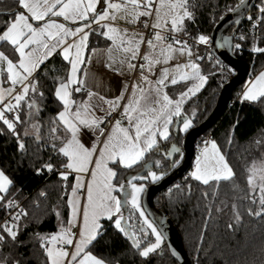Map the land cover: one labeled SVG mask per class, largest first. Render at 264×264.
<instances>
[{"label":"snow or ice","instance_id":"snow-or-ice-1","mask_svg":"<svg viewBox=\"0 0 264 264\" xmlns=\"http://www.w3.org/2000/svg\"><path fill=\"white\" fill-rule=\"evenodd\" d=\"M14 2L17 7L6 13L0 12L9 17L0 21V49L8 52L0 50V122L5 126L0 128V135L7 132L14 136L20 151H27L24 137L34 139L38 151L40 146L50 147L52 153L64 158L59 165L63 171H58L61 180L68 181L75 173L74 183L64 185L71 209L69 219L67 222L61 220L56 233L47 236L37 233L35 236L41 242L47 264H114L97 257L91 250L106 234L105 220L132 240L141 257L148 258L161 247L163 235L141 208L140 194L144 192V186H137L133 181L150 176L155 182L162 176L150 171L148 176L134 175L122 182L119 170L131 169L144 160L147 153L159 150L158 138L166 141L171 136L169 126L173 124V117H181L184 98L189 93L195 94L206 83L207 77L201 74L197 63L204 57L193 51L194 46L188 40H194L196 45H206L210 38L203 34L191 37L185 25L186 19L195 22L196 0ZM244 4L245 0H238L235 8L229 6V11H236ZM258 11L261 15L253 27L264 22V3ZM57 18L75 27L59 22ZM118 19L128 26L121 27L116 23ZM248 19L252 20V17ZM93 34L107 41L106 46L91 48L89 37ZM235 47L240 48V45ZM252 50L264 53L261 47L254 46ZM55 55H60L68 68L65 75L52 78L51 93L58 111L55 116L42 121L41 113L47 106L48 97L37 73ZM185 57L188 59L182 61ZM95 65L120 76L137 77L127 100L126 82L118 96L109 99L100 93L103 82L93 72L91 66ZM190 79L198 83L181 92L175 100L165 91L169 86ZM77 95L83 99H75ZM241 98L253 102L264 98V72L246 86ZM7 114H11V119ZM180 123L185 132L191 127L188 119L182 118ZM108 125L111 127L106 132ZM18 126H23L22 132L18 131ZM44 128L50 144H42L45 137L41 130ZM84 130L94 134L91 146L81 140ZM228 143L231 144V139ZM256 143L259 145L261 141ZM180 151L172 145V152ZM51 160L50 156L37 173L57 170ZM155 163L160 167V161ZM175 164L173 161V166ZM245 171L247 187L242 188L236 182V172L226 154L215 141L205 142L195 170L190 173L193 180L206 186L201 193L202 199L208 201L205 225L212 218V205L220 196L221 182H228L234 193L232 220L227 225L233 234L242 223V208L249 216L264 217V155L260 160L254 159ZM12 183L0 170V207L4 209L19 207L9 199ZM128 186L131 192L126 190ZM119 193H124L123 197ZM227 207V202L220 200L215 210L219 213ZM125 212L129 213V220L138 212L155 241L141 247L148 233L139 227L138 232L143 236L138 238L136 231L129 232L123 227ZM27 215L21 209L14 215L10 213V219L0 224V250L6 245L15 248L23 243L19 240V222ZM56 215L59 217V212ZM10 260L11 264H20L11 253L0 258V264H9Z\"/></svg>","mask_w":264,"mask_h":264},{"label":"trees","instance_id":"trees-1","mask_svg":"<svg viewBox=\"0 0 264 264\" xmlns=\"http://www.w3.org/2000/svg\"><path fill=\"white\" fill-rule=\"evenodd\" d=\"M237 3L238 0H196L198 7L194 9L195 22L188 20L185 22L188 32L193 37L203 34L210 38L221 17L230 12L229 6L235 8ZM262 3L264 0L257 1L234 39V54L250 65L248 78L264 69V53L252 50L254 46L264 48V22H259V28L252 29L248 19L251 16L252 21L257 22V18L261 15L258 9ZM15 7L17 5L14 0H0V12L6 13L8 9ZM8 19V15H0V21ZM233 29L231 28L229 32L231 33ZM241 36L246 39L241 40ZM93 43L92 39L90 47ZM236 44H239L240 48H236ZM0 50H5L8 54L7 49ZM193 50L204 57L199 61V65L201 74L208 78L206 86L185 104L181 117L174 120L169 139L158 141L159 150L154 149L147 153L144 160L133 168L119 170L122 182H126V178L136 173L148 176L150 171H154L163 178L172 172L182 160V146L186 133L203 122L215 107L221 89L227 83L222 78V70H229V68L215 60H207L203 48L195 47ZM67 68L68 65L61 56L55 55L41 66V70L37 73L45 85V93L48 97L45 102L47 106L41 113L42 121H47L58 111V105L54 102L51 93L52 78L65 75ZM246 82L234 91L231 105L225 114L197 142L199 149L205 146L206 141L217 143L221 151L226 154L229 164L236 172V182L242 188L247 187L246 167L254 159L260 160L264 155V98L255 102L242 100ZM188 85V82H182L169 86L168 95L175 100L188 88ZM182 118H190L192 123L187 132L182 131V123H180ZM0 128H5L2 122H0ZM18 131L22 132L23 126H18ZM46 131V128L41 130V135L45 137L42 144H50L46 138ZM229 139L231 144L228 143ZM257 141L261 143L258 145ZM24 142L27 151H20L14 136L7 132L0 135V170H3L13 182L9 199L22 200L26 197V193L30 194L25 203L28 215L19 222L21 225L19 240L23 243L15 248L4 246L0 250V258L11 253L12 258L20 261V264H47V257L40 246L41 242L35 236L37 233L47 236L58 231L56 215L58 210L59 216H62L64 221L67 220L68 194L65 192L64 185H71L74 176H70L68 181L61 180L58 171H63L59 165L64 158L52 153L50 147L40 146L38 151V145L31 137H24ZM173 144L180 148V153L172 152ZM50 156L57 170L52 172L44 170L37 173V169L47 162ZM156 161H160V167L156 166ZM173 161H176L175 166ZM159 180L153 182L148 176V179L138 181L144 183L146 189ZM220 189V196L212 205V218L208 219L207 225L205 220L208 217V209L205 205L208 201L201 197L206 186L193 180L190 173L168 190L160 192L154 202L174 221L183 238L191 264H264V217L249 216L242 208V223L239 230L233 234L227 225L232 220L231 205L234 193L228 182H221ZM70 190L69 187L68 192ZM220 200H225L228 207L217 213L215 207ZM220 206L223 207V205ZM5 211L6 209L0 207V220L5 215ZM128 215L129 213L126 212V220L122 222L123 227L129 232L136 231L138 238L143 236V233L138 232L139 227H143L148 233L141 247L148 242H154L155 236L151 233V229L143 224L144 218L140 217L138 212L130 220L127 219ZM103 223L107 229L106 234L91 249L97 257L113 261L114 264H179L172 257L164 240L159 249L148 258H143L139 255V250L133 247L132 240L128 236L115 229L112 222L105 220Z\"/></svg>","mask_w":264,"mask_h":264},{"label":"water","instance_id":"water-1","mask_svg":"<svg viewBox=\"0 0 264 264\" xmlns=\"http://www.w3.org/2000/svg\"><path fill=\"white\" fill-rule=\"evenodd\" d=\"M258 0H245V4L236 11H230L220 19L214 27L210 39L215 59L234 71V76L222 87L216 105L209 116L199 125L191 128L183 140V157L180 164L158 182L148 186L143 192L142 209L157 229L162 233L172 257L179 264H191L185 250L183 238L174 221L155 205V197L168 190L182 179L192 169L196 157L198 139L207 133L218 122L230 107L232 96L237 87L246 82L250 74V65L234 54V39L247 16L253 10ZM234 28L230 33V29Z\"/></svg>","mask_w":264,"mask_h":264},{"label":"crops","instance_id":"crops-1","mask_svg":"<svg viewBox=\"0 0 264 264\" xmlns=\"http://www.w3.org/2000/svg\"><path fill=\"white\" fill-rule=\"evenodd\" d=\"M99 8V5L97 6ZM59 20V22H63V23H66L68 24L70 27H75V25H72L70 22H67V21H63L62 18H57ZM187 21V19L185 20V22ZM117 24H119L121 27H127L128 25L123 21V20H120L118 19L116 21ZM95 27V26H94ZM92 39H93V45L91 46V48H95V47H105L106 44L108 43L107 41H105L104 39H102L101 37L93 34V36L91 35L89 37V46H90V43H92ZM194 51V50H193ZM195 53H197L196 51H194ZM188 58H181L182 61L186 60ZM200 61V60H199ZM199 61H197V63L199 64ZM143 61H141L142 63ZM92 69H93V72L96 73L98 79L100 81L103 82V86L99 89L100 93L102 95H104L106 98H113L115 96H118L120 94V91L121 89L124 87V84L125 82L128 84V93L125 95V100L128 99V95L131 93L132 91V83L135 82V80L137 79L136 76H132V77H128V76H120V75H117V74H114V73H111V72H108L106 69H103L101 68L99 65H95V66H91ZM206 77V76H205ZM189 83L188 87H191L193 86L194 84L198 83V81L196 80H192L190 79L189 81H187ZM208 82V78L206 80V83L198 90V91H195V94H191L189 93V95L187 97L184 98L183 100V103L181 105V114L183 112V109H184V106L185 104L190 100L192 99L193 97H195L199 92H201L204 87L206 86ZM182 83V82H181ZM168 88V87H167ZM167 88L165 89V91L168 93L167 91ZM186 91V90H185ZM244 91V90H243ZM179 98V97H178ZM75 99L77 100H80V99H83V96L81 95H77L75 97ZM98 115L100 113H97ZM177 117H173V123H174V120L176 119ZM119 119V118H118ZM124 124L126 126L127 122L124 121ZM173 125V124H172ZM172 125L169 126V130L171 132V128H172ZM111 127V126H110ZM107 132V131H106ZM94 139V134L87 131V130H84L82 135H81V140L83 143H85L86 146H91V143ZM161 140L158 138V141ZM146 156V155H145ZM136 166V165H135ZM73 176H75V173L73 174ZM133 176V175H132ZM130 178V177H129ZM128 178V179H129ZM87 179V178H86ZM74 183V181H73ZM128 188V187H127ZM127 190V189H126ZM118 195L122 196L124 195V193H119ZM83 194H81V203H83ZM68 199H69V196H68ZM67 204H68V200H67ZM129 205H127L126 207H128ZM71 215V209L68 205V216H67V220L69 219ZM125 218H126V212H125ZM61 220L62 219V216H59L58 217V228L60 227V223H61ZM67 220H63L64 222H67Z\"/></svg>","mask_w":264,"mask_h":264},{"label":"built area","instance_id":"built-area-1","mask_svg":"<svg viewBox=\"0 0 264 264\" xmlns=\"http://www.w3.org/2000/svg\"><path fill=\"white\" fill-rule=\"evenodd\" d=\"M254 23H256V22H254V21H252V20H250L249 21V25H250V27L253 29V28H259V23H257V26L256 27H253V24ZM191 37H193V36H191ZM188 42H189V44L190 45H193L194 47L193 48H195V47H200V48H203L204 49V56H205V58L207 59V60H215V61H217L216 59H215V57H214V54H213V50H212V44H211V39L209 40V43L208 44H206V45H204V44H200V45H196L195 44V42H194V40H192V39H190L189 38V40H188ZM229 68V67H228ZM228 71H230L231 73L229 74V76H228V81L234 76V71L233 70H231L230 68H229V70ZM227 81V82H228ZM8 115V118L9 119H11V114H7ZM117 118H119V116H117ZM110 126L111 125H108L107 127H106V131L108 130V128H110ZM102 127H104V125H102ZM198 146L196 145V154H197V152H198ZM30 196V194L29 193H26V197L24 198V199H22V200H14L15 202H16V204L19 206L18 208H16V209H6V211H5V215L2 217V219L0 220V224H2L5 220H8V219H10V213L12 214V215H14L15 214V212L16 211H19V210H24V211H26V206H25V203H26V201H27V199H28V197Z\"/></svg>","mask_w":264,"mask_h":264},{"label":"rangeland","instance_id":"rangeland-1","mask_svg":"<svg viewBox=\"0 0 264 264\" xmlns=\"http://www.w3.org/2000/svg\"><path fill=\"white\" fill-rule=\"evenodd\" d=\"M261 72H264V69H262V70H260L259 72H257V73H255L252 77L250 76L248 79H247V82H246V85H245V87H244V91H245V89H246V86H248L249 85V83L251 82V81H254L256 78H257V76L261 73ZM222 73H223V80H225V81H228V76H229V74L231 73L230 71H228V70H222ZM243 91V92H244ZM188 120H190V118H188ZM191 125H192V123H191ZM182 128H183V125H182ZM190 129V128H189ZM188 129V130H189ZM183 131V130H182ZM202 149H203V147L201 148V149H198V152H197V154H196V157H195V161H194V165H193V168L188 172V173H191V172H193L194 170H195V167H196V162H197V158L198 157H200L201 156V152H202ZM134 175H138V176H145V175H142L141 173H136V174H134ZM133 175V176H134ZM132 176H130V178H131ZM129 178V179H130ZM142 180V179H141ZM133 183H135L137 186H139V185H143L144 186V189H145V184L144 183H140L138 180H135V181H133ZM127 191L128 192H131V187L130 186H128V188H127ZM145 191V190H144ZM142 196H143V193H141L140 194V205H141V201H142ZM130 206V205H129ZM142 208V207H141ZM58 212H59V210H58ZM146 216V215H145ZM147 217V216H146ZM150 221V220H149Z\"/></svg>","mask_w":264,"mask_h":264}]
</instances>
